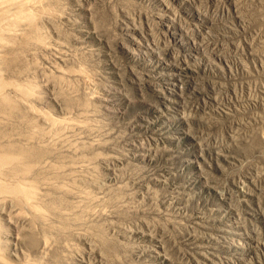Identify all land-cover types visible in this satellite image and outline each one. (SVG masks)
Masks as SVG:
<instances>
[{
	"label": "rangeland",
	"instance_id": "obj_1",
	"mask_svg": "<svg viewBox=\"0 0 264 264\" xmlns=\"http://www.w3.org/2000/svg\"><path fill=\"white\" fill-rule=\"evenodd\" d=\"M31 7L0 35V145L40 153L0 264H264V0Z\"/></svg>",
	"mask_w": 264,
	"mask_h": 264
},
{
	"label": "bare ground",
	"instance_id": "obj_2",
	"mask_svg": "<svg viewBox=\"0 0 264 264\" xmlns=\"http://www.w3.org/2000/svg\"><path fill=\"white\" fill-rule=\"evenodd\" d=\"M31 2H32V0H0V35H2V33L4 31H6V28H9V27H6L4 22H3L5 19H7V20L8 19L18 20L20 18H28V19L32 18V15H31L32 11L30 12V10L33 9L31 7ZM11 10L13 12H11ZM26 21H28V20H26ZM31 21H32V19H31ZM31 24H32V22H31ZM2 82H4V81H2ZM2 82H0V96H1L0 99L10 101L8 99L7 95H2ZM14 88H15V90L20 91V92H22V90H23L24 94H31V92H32V90L30 88H25V87L20 88L19 86H17V84H16V86H13V90H14ZM28 89H30V90H28ZM12 104H14V103L12 102ZM50 122L52 125L59 123L58 121H55L52 119H50ZM70 122H72V121H70ZM62 125H63V123H62ZM32 128L34 129V125ZM17 145H18L17 143H14V144L13 143L12 144H10V143L4 144L3 143V145H0V193H2V194L8 193L10 195L17 197L18 201L25 202L26 204H28V202H30L31 198L34 197V195H33L34 191H32V189H31L32 187H30L29 184L26 183L27 181L25 179L24 180L26 182L21 180V178H22L21 175L24 174V172L26 173L27 170H29L28 168L30 165V163H28V165H25L23 161H25L27 158H33L31 161H33V160L37 161V158L39 157L40 153L37 150H34V149L31 150V149H25V148L23 149V147H21L20 145H19L20 146L19 147ZM4 175L8 176L5 179H8L9 180L8 182H10V183L2 180L3 179L2 177H4ZM18 175H20L21 178H17V177H19ZM26 204H24V205H26ZM33 204H35V202H33ZM33 204L29 203L30 209L33 208L35 211H37L35 209L36 206ZM37 209H39V208L37 207ZM38 214H39V212H38ZM2 261L4 262L5 259L0 254V262H2Z\"/></svg>",
	"mask_w": 264,
	"mask_h": 264
}]
</instances>
